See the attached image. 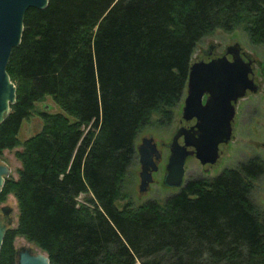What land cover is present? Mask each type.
<instances>
[{"label":"trees","instance_id":"16d2710c","mask_svg":"<svg viewBox=\"0 0 264 264\" xmlns=\"http://www.w3.org/2000/svg\"><path fill=\"white\" fill-rule=\"evenodd\" d=\"M239 28L264 44V0H48L29 8L6 66L15 101L0 123V155L21 150L17 179L1 191L14 197L17 222L4 233L0 264L17 263L16 237L49 264H264V212L250 200L264 173L256 156L185 182L162 205H119L135 139L154 115L171 122L196 44ZM46 96L62 114L40 113V131L21 142L22 121Z\"/></svg>","mask_w":264,"mask_h":264},{"label":"water","instance_id":"95a60500","mask_svg":"<svg viewBox=\"0 0 264 264\" xmlns=\"http://www.w3.org/2000/svg\"><path fill=\"white\" fill-rule=\"evenodd\" d=\"M47 2L48 0H0V123L7 117L9 106L15 101V86L6 73V66L12 49L20 43L24 14L29 8L44 9ZM252 73L250 62H243L240 58H234L233 62L219 58L207 63L190 64L182 116L186 120L196 117L198 137L192 139L186 131H177L171 136L167 144L169 155L162 176L165 187H183L185 161L193 154L187 150L188 147H195V158L201 166L215 164L218 144L228 143L231 137V121L234 116L231 102L235 103L246 91H257V85L249 78ZM205 92L210 98L202 106L200 99ZM181 134L184 136L183 145L177 143ZM136 153L140 167L138 192L142 193L152 183V173L156 172V162L161 155L151 137L141 139L136 146ZM8 173V168L0 164V188ZM5 231V227L0 225V248ZM16 264H49V260L39 249L36 252L23 249L17 253Z\"/></svg>","mask_w":264,"mask_h":264},{"label":"rangeland","instance_id":"374dc122","mask_svg":"<svg viewBox=\"0 0 264 264\" xmlns=\"http://www.w3.org/2000/svg\"><path fill=\"white\" fill-rule=\"evenodd\" d=\"M232 39L235 40L246 53H250L253 58L264 61V44L257 45L250 43L247 34L239 28L229 33L216 30L213 34L202 38L194 48L190 64L197 62L203 57L201 52L206 48L208 43H213L214 45L219 44L222 47L230 43ZM257 81L260 83V92L256 95L248 94L247 97L240 102L232 124V137L228 145L222 147V155L219 160L213 165L201 166L195 159L188 158L184 165V184L192 179L214 177L226 168H237L239 163L245 162L251 157L256 156L264 162V146L261 145L264 144V80L258 75ZM184 95L185 89L181 98ZM179 102L172 109L173 116L169 124L160 125V118L154 115L150 119V124L137 135L134 143L135 147L140 144L142 138L151 137L161 157L156 162V172L152 173V183H150L146 191L142 193L138 192V174L140 171L138 158L136 157L134 162L130 164L120 185V194L122 195V200L119 201L120 207L130 202V207L134 209L147 201H154L156 204L162 205L168 196L178 193L181 189L168 188L162 184V176L169 155L167 144L177 128ZM44 112L62 114L61 109L49 96L35 103L29 118L22 121L18 131V139L21 142L40 131L42 127L40 113ZM68 118L70 121H73V118ZM20 150V148L11 151L5 150L0 155V164L5 165L9 170L8 178L17 179V170L20 168V164L14 157V153ZM83 198L84 196L82 195L79 197V200L82 201ZM250 200L259 212H264V173L252 183ZM5 203L12 209L10 216L11 223L9 225V229H12L16 226L17 222L16 201L11 194H8ZM13 247L16 253L23 249H27L30 252L38 251L34 245L28 243L21 237H16L13 240Z\"/></svg>","mask_w":264,"mask_h":264},{"label":"flooded vegetation","instance_id":"af4514ba","mask_svg":"<svg viewBox=\"0 0 264 264\" xmlns=\"http://www.w3.org/2000/svg\"><path fill=\"white\" fill-rule=\"evenodd\" d=\"M238 45V47H237ZM238 48V50H237ZM202 58H200V60H198L197 62H209L211 60H215V59H219V58H224L227 62H233L234 58H240L243 62H250V68L252 69L253 73L252 75H249V78L253 80V82L257 85V91L256 92H250V91H246V94L237 99L236 102H231V104L234 107V116L233 119L231 121V137H232V124L234 121V117L236 115V110L238 109L240 102L242 100H244L248 94H253L256 95L260 92V83L257 81V77L258 75L260 76L261 79L264 80V61H259L255 58H253L250 53H246L241 47L240 45L235 41V40H231L230 43L223 45L222 47L219 44H213V43H208L206 48L202 50ZM195 63V62H193ZM184 98L185 95L181 98L180 100V104H179V112H178V117H177V128L175 129V131L173 132L176 133L177 131H186L188 132L189 136L192 139H196L198 137L197 134V119L196 117H192L189 120H186L183 118L182 116V107L184 105ZM210 95L208 93H204L200 99V103L201 105H205L206 101L209 100ZM230 137V139H231ZM230 141V140H229ZM177 143L179 145H183L184 143V136L181 134L179 135V137L177 138ZM229 143V142H228ZM228 143H220L217 146V160H219L220 156L222 155V147H225L226 145H228ZM262 146H264V144H261ZM157 148V147H156ZM188 151L193 152L192 155H190L188 158L191 159H195L196 161H198L195 158V147L191 146L187 148ZM169 151V150H168ZM186 159V160H187ZM209 165V164H207ZM205 166V165H204ZM8 179V177L3 178L4 182ZM4 184V183H3ZM1 191H2V187L0 188V225L5 227V230L9 229V225L11 223V213H12V209L5 203L6 198L8 195L5 196H1Z\"/></svg>","mask_w":264,"mask_h":264}]
</instances>
